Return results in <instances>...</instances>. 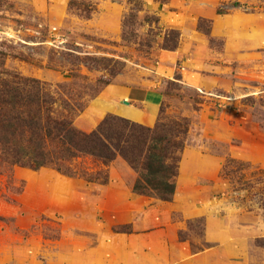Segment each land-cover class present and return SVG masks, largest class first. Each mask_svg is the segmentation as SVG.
Wrapping results in <instances>:
<instances>
[{"label": "rangeland", "instance_id": "obj_1", "mask_svg": "<svg viewBox=\"0 0 264 264\" xmlns=\"http://www.w3.org/2000/svg\"><path fill=\"white\" fill-rule=\"evenodd\" d=\"M69 1L0 0V70L82 91L83 77L101 75L84 58L118 61L112 85L157 90L156 122L187 124L175 194L171 202L133 195L135 173L120 159L106 168L105 186L0 168V264H264L256 243L264 240V43L251 42L264 35V0H144L163 31L180 35L175 51L148 52L121 41L123 2L89 0L86 20ZM233 2L242 7L216 15ZM93 100L74 121L86 132L90 118L97 126L112 114L95 113ZM227 159L248 165L240 175L252 190L230 188ZM73 168L95 169L87 159Z\"/></svg>", "mask_w": 264, "mask_h": 264}, {"label": "trees", "instance_id": "obj_2", "mask_svg": "<svg viewBox=\"0 0 264 264\" xmlns=\"http://www.w3.org/2000/svg\"><path fill=\"white\" fill-rule=\"evenodd\" d=\"M112 1L123 2L127 6L121 22L123 44L135 45L137 51L143 48L147 52L154 45L165 51L177 49L179 33L175 30L163 31L156 14L145 10L144 0ZM154 1L164 4L167 0ZM227 6L219 7L216 14L222 16L229 8L242 7L238 2ZM68 8L86 20L94 11L89 0H70ZM139 28L145 30L143 36L138 34ZM197 28L209 36L200 24ZM83 63L89 70L101 75L93 82L83 77L87 87H80L82 91L73 89L70 83L52 88L38 79L0 70V168L17 167L34 172L51 169L70 179L105 186L108 183L106 168L120 159L135 173L131 186L133 195L171 202L176 190L178 163L184 149L181 135L187 132L185 120L171 123L158 121L147 127L107 114L93 130L86 132L78 129L74 125L75 119L85 110L88 102L112 85L119 71L116 68L119 62L111 59L86 57ZM83 159L89 160L95 169H82L78 173L73 165ZM247 168L246 163L233 159L225 160L221 168L222 178L235 193L253 189L240 175ZM259 205L264 210V199ZM193 222H187L189 229ZM195 222L201 223V220ZM178 238L186 241L185 232H179ZM256 243L264 246V240H257Z\"/></svg>", "mask_w": 264, "mask_h": 264}, {"label": "crops", "instance_id": "obj_3", "mask_svg": "<svg viewBox=\"0 0 264 264\" xmlns=\"http://www.w3.org/2000/svg\"><path fill=\"white\" fill-rule=\"evenodd\" d=\"M251 42L256 46L264 43V35H256ZM163 57L165 59L169 57L171 60H175L177 58L174 55L168 56V54H164ZM161 65L162 63L159 64V66ZM136 89L137 90H132L114 84L109 85L103 90L100 96L93 100L94 102L92 107H95V113L96 111H104L128 119L135 123L152 127L156 122L157 117L155 112H159V107L162 102V95L155 89ZM157 96L160 97L159 100L157 99ZM96 122V118H90L89 122L86 124L91 128L90 131L94 129Z\"/></svg>", "mask_w": 264, "mask_h": 264}, {"label": "water", "instance_id": "obj_4", "mask_svg": "<svg viewBox=\"0 0 264 264\" xmlns=\"http://www.w3.org/2000/svg\"><path fill=\"white\" fill-rule=\"evenodd\" d=\"M124 103H126V102H124Z\"/></svg>", "mask_w": 264, "mask_h": 264}]
</instances>
